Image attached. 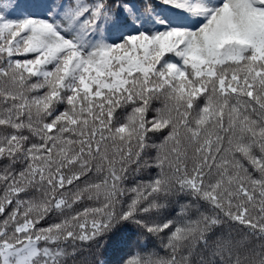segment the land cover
<instances>
[{"label":"snow or ice","instance_id":"1","mask_svg":"<svg viewBox=\"0 0 264 264\" xmlns=\"http://www.w3.org/2000/svg\"><path fill=\"white\" fill-rule=\"evenodd\" d=\"M0 264H264V0H0Z\"/></svg>","mask_w":264,"mask_h":264}]
</instances>
